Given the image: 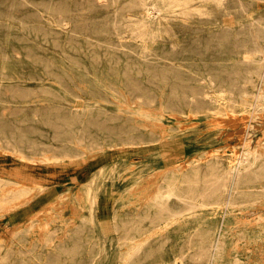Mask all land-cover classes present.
<instances>
[{
    "label": "rangeland",
    "instance_id": "obj_1",
    "mask_svg": "<svg viewBox=\"0 0 264 264\" xmlns=\"http://www.w3.org/2000/svg\"><path fill=\"white\" fill-rule=\"evenodd\" d=\"M263 2H212L188 25L155 13L173 28L141 34L139 16L121 15L132 0H0V264H248L254 243L233 242L226 205L193 206L187 172L198 168L194 191L209 199L230 185V165L252 148L264 153V106H254L264 52L250 82L245 58ZM60 7L69 11L50 14ZM225 88L230 99L216 103ZM241 185L225 199L263 227L264 168L246 170ZM159 192L177 219L161 212Z\"/></svg>",
    "mask_w": 264,
    "mask_h": 264
},
{
    "label": "bare ground",
    "instance_id": "obj_2",
    "mask_svg": "<svg viewBox=\"0 0 264 264\" xmlns=\"http://www.w3.org/2000/svg\"><path fill=\"white\" fill-rule=\"evenodd\" d=\"M26 1V0H24ZM120 0H111L112 5L117 8V4ZM233 2H242V0H232ZM251 1V0H250ZM75 1H72V6L74 7V10L78 11L80 10V8H78L79 6H75ZM100 2V0H99ZM215 2L217 4H220V0H132L133 5L129 4L128 5V11H123L121 12V15L124 14H131V15H135V16H139L138 18V25H137V30L139 33L142 34V29H159V30H168L170 28H173V26L171 25V22L169 21V19L165 20H158L153 18V15L155 13H157L160 17H166L170 14H173L174 16H179L182 18L181 20V25H188L189 23L192 22L193 19H195L198 16L195 15H209L208 12V7L207 5L209 3ZM258 3V2H257ZM264 3V2H263ZM152 6V7H149ZM261 5V3H260ZM138 6V7H137ZM149 7V8H148ZM261 8V7H260ZM263 9V8H262ZM48 10V7L46 8V11ZM144 10V12H143ZM252 10V9H251ZM69 10L67 8H62L60 7L59 9H55L53 8V13H50L51 15L54 14H61V13H67ZM263 11V10H262ZM43 13V12H42ZM251 13V12H250ZM249 13V14H250ZM263 13V12H262ZM245 15V14H244ZM159 17V18H160ZM230 17V16H229ZM46 20V19H45ZM225 20V19H223ZM228 20V18H227ZM230 20V19H229ZM152 23V24H151ZM156 23V24H155ZM259 26H258V32L259 34L255 35L254 38V46L255 49L254 51H251L247 54V56L245 55V58L248 60L250 59V63L253 64V69L250 71V77L248 79V81L250 82L254 77L255 74L260 73L261 69H262V63H261V59L259 58V55L264 52V18H262L261 21H259ZM234 25V24H233ZM226 26V25H225ZM224 26V27H225ZM230 26V25H229ZM232 26V25H231ZM207 27V26H206ZM163 28V29H162ZM250 33V32H249ZM264 58V56H263ZM173 62V61H172ZM181 65V64H180ZM208 78V77H207ZM209 80V79H208ZM232 80V79H231ZM1 81V80H0ZM210 81V80H209ZM202 82V81H201ZM257 82V81H256ZM55 84V82H54ZM79 84V83H78ZM82 85V84H81ZM248 85V84H247ZM259 85V84H258ZM84 86V85H83ZM74 87V86H73ZM252 89V88H251ZM254 90V89H253ZM252 91V90H251ZM261 91V90H260ZM170 92V90H169ZM214 92V91H213ZM112 93V92H111ZM256 93V92H255ZM258 95V93H256ZM245 94H239L238 99L236 100V104L238 105L239 109H245L248 106V103H250V97H245ZM256 95V97H257ZM128 96V95H127ZM215 96V95H214ZM247 96V95H246ZM249 96V95H248ZM191 97V96H190ZM255 97V96H254ZM130 97H127V99H129ZM161 99V98H159ZM230 99V95L227 93V88L223 89L222 94L216 97V103L217 102H224L226 100ZM84 101V100H83ZM116 102V100H114ZM254 101V100H252ZM118 102V101H117ZM128 102V101H126ZM131 102V101H130ZM77 103V102H76ZM119 103V102H118ZM78 105V104H77ZM132 105V104H131ZM224 105V104H223ZM67 106V105H66ZM226 106V104H225ZM256 107L259 106H264V92L259 93L258 96V100L256 102V104L254 105ZM75 107V106H74ZM80 107V106H79ZM125 107V105H124ZM155 107V106H154ZM123 108V107H122ZM149 107H143L140 106L137 108V112L139 114H146L143 112V110L148 109ZM229 108V106H228ZM109 109V108H108ZM153 109V108H152ZM131 110V109H130ZM190 110V109H189ZM222 110V109H221ZM230 110V109H229ZM233 110V109H232ZM224 111V109H223ZM231 111V110H230ZM235 111V110H234ZM239 111V110H238ZM244 111V110H243ZM246 111V110H245ZM149 112V111H148ZM232 112V111H231ZM236 112V111H235ZM247 112V111H246ZM173 113V112H172ZM176 113V112H175ZM237 113V112H236ZM244 113V112H243ZM172 116H175L176 118H180V115L178 114H171ZM190 115L192 116V114L190 113ZM193 117V116H192ZM233 117V116H232ZM86 118V117H85ZM137 118V117H136ZM182 118V117H181ZM203 118V117H202ZM201 119V118H200ZM146 120V119H144ZM135 121V120H134ZM204 121V120H203ZM138 123V122H137ZM196 123V122H195ZM199 123V122H198ZM151 124V123H150ZM155 125V123H153ZM157 125V124H156ZM161 125V124H160ZM140 126V125H139ZM145 126V123H144ZM158 145V144H157ZM4 148V147H3ZM264 149V148H263ZM218 152V151H217ZM216 152V153H217ZM242 152V151H241ZM89 154V153H88ZM206 154V153H205ZM242 154V153H240ZM48 155V154H47ZM92 155V154H90ZM89 155V156H90ZM217 155V154H216ZM235 155V154H234ZM197 156V155H196ZM239 156V155H238ZM19 157V156H16ZM212 157V155H211ZM22 158V157H21ZM206 158V157H205ZM204 158V159H205ZM208 158V156H207ZM233 158V157H231ZM52 158L51 157H45V161H50ZM68 159V158H67ZM203 159V158H202ZM236 159V158H235ZM26 160V159H25ZM44 160V158H43ZM77 160V159H76ZM80 160V159H78ZM194 160V159H193ZM74 161V160H72ZM200 161V160H199ZM77 162V161H76ZM203 162V161H202ZM221 162V160H220ZM234 163V161H232ZM197 163V162H196ZM231 164V163H230ZM258 164L260 168H264V153L261 152L260 149L257 148H252V150H249L247 153L244 154V156L234 165H230V167L228 168L229 170H227V174L229 175L231 180L230 185H228L227 180L221 188V191H215V193H213V195H211V197L208 199V197H206L205 194L203 193H198L196 191H194V184L196 181L197 182V178L199 177L200 173H198V168L195 166H192L191 171L187 172L190 176V188H191V200H193L194 202V207H201V208H211L214 209L215 211L218 209H221L226 205L227 207V211L225 213V217L224 220H228V221H233L235 223V225L237 226L236 229H234L231 233V239L233 240V242H238L239 240H246L249 241L250 243H254L253 247L250 248V246L248 248H246L245 250L248 251V253L250 254L249 256V260H248V264H261L259 261V257L260 254L263 253L264 254V226L260 227V226H252V225H246L245 221L246 218L243 219V217L238 216L236 214V209H235V203H234V198H226L225 199V191L230 190L229 192L232 193L231 195L233 196L234 194H236L242 187L241 185V177L243 176V173L246 170H252V166ZM191 165V164H190ZM218 164L216 163L215 165H211L210 166V170L215 171L218 169ZM172 167V166H171ZM188 167V166H187ZM25 168V167H24ZM176 170L177 171H182L183 168L180 165H176ZM173 169V168H172ZM171 171V170H170ZM169 171V172H170ZM174 172V169L172 170ZM186 171V170H185ZM184 171V172H185ZM178 173V172H177ZM183 174V173H181ZM187 174V177H188ZM227 175V176H228ZM167 176V175H166ZM172 176V175H171ZM170 176V177H171ZM181 176V175H180ZM183 176V175H182ZM255 176V175H254ZM173 177V176H172ZM171 177V178H172ZM175 177V174H174ZM186 177V174H185ZM184 177V180L187 178ZM183 178V177H182ZM1 179V178H0ZM3 179V178H2ZM170 179V178H169ZM167 180V179H166ZM182 180V179H181ZM189 179L187 178V181ZM18 181V180H17ZM168 181V180H167ZM171 180H169L170 182ZM103 182V180H102ZM165 182V181H164ZM180 182V181H179ZM186 182V181H185ZM172 183H174L172 181ZM171 183V184H172ZM170 184V185H171ZM189 184V182H188ZM169 185V187H170ZM174 185V184H173ZM179 185V184H178ZM12 186V185H11ZM16 186V185H14ZM179 186H183V185H179ZM177 186V187H179ZM189 186V185H188ZM210 186V184H209ZM168 187V184H167ZM6 188V186H5ZM9 188V187H8ZM4 189V188H3ZM10 189V188H9ZM2 190V189H1ZM7 190V189H6ZM172 190V189H171ZM181 190V189H180ZM183 190V189H182ZM189 190V189H188ZM40 191H42V189L40 188ZM44 191V190H43ZM42 191V193H43ZM174 191H176L174 189ZM187 191V188L186 190ZM183 191V192H184ZM178 192V191H177ZM182 193V191H181ZM185 193V192H184ZM187 193V192H186ZM2 196L5 195L4 191H2ZM41 194V193H40ZM180 194V193H179ZM179 194H175L177 201H179L180 203L186 202V195H179ZM65 195V194H64ZM229 197V196H228ZM1 198V197H0ZM3 198V197H2ZM15 198V197H14ZM175 198V197H174ZM170 199V194H167L165 192H159L156 197H155V201L160 205V210L161 212L164 211H168V213H171L172 216V220L176 217V219L178 218L177 216L181 214V211H176L173 212L172 209L167 208V206H164V202L168 201ZM1 202V201H0ZM5 200L2 201V205L4 204ZM97 203V202H96ZM56 204V202L51 203L50 205H54ZM1 205V204H0ZM13 205H15V202L13 203ZM49 205V206H50ZM182 205V204H180ZM18 206V205H17ZM51 206V207H52ZM172 207V206H171ZM174 207H176L174 205ZM179 208V207H178ZM210 209V210H211ZM212 211V210H211ZM243 212V211H242ZM224 215V214H223ZM221 216V215H220ZM211 219V218H210ZM97 220V219H96ZM224 220L221 222L222 224H224ZM249 220V219H248ZM225 221V222H226ZM248 222V221H246ZM221 223L215 228L216 231H218L217 235H218V241L222 242V237L224 238L225 234L229 231L228 228L225 226L221 227ZM254 223V222H253ZM92 224V223H91ZM250 224V223H249ZM94 227V226H93ZM223 228V229H222ZM100 230V229H99ZM97 232V231H96ZM226 232V233H225ZM74 234V233H73ZM137 241V240H136ZM4 242V241H3ZM217 242V241H216ZM1 243V242H0ZM52 243V242H51ZM231 244V243H230ZM248 245V244H247ZM202 246V245H201ZM8 247V246H7ZM126 247V246H125ZM187 247V246H186ZM140 248L139 247H134L130 250L131 253H134L135 251L137 252V250ZM195 248V247H194ZM217 248V252H220L222 250L221 245L218 243V245L216 246ZM188 249V248H187ZM189 250V249H188ZM140 251V250H139ZM230 251V249H229ZM244 251V250H243ZM228 252V251H227ZM237 253H242V250H237ZM247 253V252H246ZM32 256V255H31ZM228 256V255H227ZM35 257V256H34ZM230 257V256H229ZM236 257L239 258V256L237 255ZM244 257V255H243ZM1 258V257H0ZM176 258V257H175ZM246 258V257H245ZM36 259V258H35ZM240 259V258H239ZM248 259V258H247ZM1 260V259H0ZM46 260V259H45ZM242 260V259H241ZM125 261V260H124ZM246 261V260H245ZM32 262V261H31ZM44 262V261H43ZM34 263V262H33ZM32 263V264H33ZM194 263V262H193ZM192 263V264H193ZM42 264V263H41ZM119 264V263H118ZM188 264V263H187ZM191 264V263H190Z\"/></svg>",
    "mask_w": 264,
    "mask_h": 264
}]
</instances>
